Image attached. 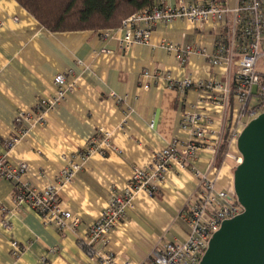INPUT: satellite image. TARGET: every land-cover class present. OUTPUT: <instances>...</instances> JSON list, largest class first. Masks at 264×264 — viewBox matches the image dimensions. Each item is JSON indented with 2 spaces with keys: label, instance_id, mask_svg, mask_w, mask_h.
Segmentation results:
<instances>
[{
  "label": "crops",
  "instance_id": "1",
  "mask_svg": "<svg viewBox=\"0 0 264 264\" xmlns=\"http://www.w3.org/2000/svg\"><path fill=\"white\" fill-rule=\"evenodd\" d=\"M227 1L229 6L236 3ZM0 21V157L16 168L28 165L21 183L39 189L57 185L61 205L80 218L76 231L60 234L29 207L14 209L16 183L0 177V264H92L81 240L136 167L149 166L155 152L172 140L192 138L191 128L182 127L184 114L207 116L212 141L223 132L225 155L222 148L215 153L202 149L196 166L216 179L217 189L234 192L236 158L241 154L233 133L250 119L241 115L234 95L226 106L220 95L205 88L183 92L170 86V81L188 77L228 81L226 69L210 61L216 34L228 32L227 22H142L140 28L151 29L148 41L125 54L119 50L124 30L52 32L16 0H0ZM168 43L197 49L182 60ZM59 73L66 74L64 97L41 120L38 103L59 95L54 86ZM19 128L24 135L9 149L6 140ZM103 131L109 133L110 145ZM93 138L97 143L85 157ZM72 160L86 165L62 184ZM197 183L191 170L170 169L155 195L135 194L126 220L108 243L98 242L97 249L113 253L116 264H149L167 242L184 241L188 228L180 213ZM6 218L11 230L3 225ZM13 241L25 248L18 256L12 254Z\"/></svg>",
  "mask_w": 264,
  "mask_h": 264
},
{
  "label": "built area",
  "instance_id": "2",
  "mask_svg": "<svg viewBox=\"0 0 264 264\" xmlns=\"http://www.w3.org/2000/svg\"><path fill=\"white\" fill-rule=\"evenodd\" d=\"M176 1L175 5H171L168 0H158L152 6L145 7L125 19L118 28L124 30L119 45L120 52L128 54L135 44L148 41L151 29L140 28L142 22L152 25L158 21L168 23L178 18L187 19L195 25H202L210 19L216 24L227 22L228 32L216 34V49L210 61L215 67L226 69L228 81L221 82L212 78L196 81L188 77L181 81H170V86L183 92L191 87L205 88L216 97L220 95L226 106L230 103L231 95H234L240 106L241 115L249 119L264 113V0H236L234 6H229L227 0ZM167 47L177 51V56L182 60L197 49L196 47L181 49L173 43H168ZM54 86L59 95L41 99L38 103V108L42 112L39 117L41 120L54 103L63 99L66 89L65 73L55 76ZM255 99L256 104L252 105ZM208 120V117L202 114H184L182 127L191 128L192 138L185 142L178 139L169 142L155 152L153 162L149 166L134 169L132 178L121 191H114L107 208L99 214L97 220L89 227L86 237L80 242L92 264H116L115 255L106 249H97V243L109 242L110 234L118 230L128 217V208L132 206L135 194L145 191L150 196L155 195L167 180L170 169H189L198 179L195 191L180 213V218L187 225L188 236L184 241H170L164 244L152 254L149 264H200L211 238L222 223L243 212V206L235 192L217 189L216 179L210 178L209 172H204L196 166L202 149H212L215 153L223 143L222 131H219V137L215 141L208 138L209 128L206 126ZM17 121L23 124L22 117ZM19 130L6 140L9 149L13 148L16 141L24 135L23 128ZM241 131H234L235 140ZM103 132L106 134L105 141L110 145L109 133ZM96 143L97 138L88 143L85 157L94 149ZM236 159L238 164L242 162V156ZM85 165L72 160L64 170L62 184L70 183ZM212 166H215V163ZM27 171L26 163H21L20 167L16 168L5 163L0 157V177L16 183L14 209L29 207L40 215L45 225L55 226L62 235L67 230L76 231L80 218L61 205L58 186L52 184L39 189L21 183L20 179ZM3 225L6 229H12L8 218L3 220ZM12 244L14 256L20 255L25 249L17 241H13Z\"/></svg>",
  "mask_w": 264,
  "mask_h": 264
},
{
  "label": "water",
  "instance_id": "3",
  "mask_svg": "<svg viewBox=\"0 0 264 264\" xmlns=\"http://www.w3.org/2000/svg\"><path fill=\"white\" fill-rule=\"evenodd\" d=\"M237 148L234 192L243 212L222 223L200 264H264V113L244 127Z\"/></svg>",
  "mask_w": 264,
  "mask_h": 264
},
{
  "label": "trees",
  "instance_id": "4",
  "mask_svg": "<svg viewBox=\"0 0 264 264\" xmlns=\"http://www.w3.org/2000/svg\"><path fill=\"white\" fill-rule=\"evenodd\" d=\"M52 32L113 30L158 0H16ZM223 147L222 155L227 151Z\"/></svg>",
  "mask_w": 264,
  "mask_h": 264
},
{
  "label": "rangeland",
  "instance_id": "5",
  "mask_svg": "<svg viewBox=\"0 0 264 264\" xmlns=\"http://www.w3.org/2000/svg\"><path fill=\"white\" fill-rule=\"evenodd\" d=\"M260 61H262L261 59H260ZM256 104V99L252 102V105H255ZM253 119V118H252ZM251 120V119H250ZM224 145V143L221 145V147H220V149L222 148L223 149V146ZM241 156V155H240Z\"/></svg>",
  "mask_w": 264,
  "mask_h": 264
}]
</instances>
